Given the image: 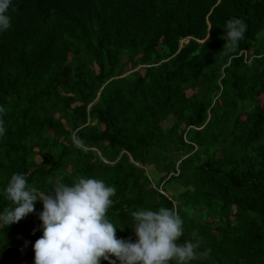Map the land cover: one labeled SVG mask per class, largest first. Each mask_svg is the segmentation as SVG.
Segmentation results:
<instances>
[{
  "label": "trees",
  "instance_id": "obj_1",
  "mask_svg": "<svg viewBox=\"0 0 264 264\" xmlns=\"http://www.w3.org/2000/svg\"><path fill=\"white\" fill-rule=\"evenodd\" d=\"M6 15L0 213L14 173L40 193L97 178L118 239L137 241L132 212L175 208L178 243L203 241L185 264H264V0H11ZM231 18L247 30L225 50ZM42 211L0 221V264H35Z\"/></svg>",
  "mask_w": 264,
  "mask_h": 264
},
{
  "label": "clouds",
  "instance_id": "obj_2",
  "mask_svg": "<svg viewBox=\"0 0 264 264\" xmlns=\"http://www.w3.org/2000/svg\"><path fill=\"white\" fill-rule=\"evenodd\" d=\"M11 0H0V31L10 28V17L6 12ZM247 30L246 23L239 18H231L225 25L226 43L223 48L238 45ZM186 39V38H185ZM184 39V41H185ZM209 39V36H208ZM5 109L0 107V113ZM6 129L0 120V136ZM73 144L80 149L84 141L74 132ZM7 199L14 207L4 208L0 221L4 226L19 222L34 211V202H43V235L34 244L35 264H178L192 260L203 243L196 233L192 238L178 243L183 235V220L175 208H159L158 211L141 209L131 213L136 223L133 227L136 242L118 239L116 228L106 218L111 199L116 194L113 186L101 179L77 177L71 185L57 181L50 192L40 193L36 187L27 184L22 173H14L4 189ZM211 249L201 253L207 257ZM114 256L116 260L110 259Z\"/></svg>",
  "mask_w": 264,
  "mask_h": 264
},
{
  "label": "rangeland",
  "instance_id": "obj_3",
  "mask_svg": "<svg viewBox=\"0 0 264 264\" xmlns=\"http://www.w3.org/2000/svg\"><path fill=\"white\" fill-rule=\"evenodd\" d=\"M138 68H139V66H136V67L132 68V70H130V71H134V70H136V69H138ZM125 74H126V73H125ZM260 102H261V104L264 105V96H263V95L260 96ZM170 123H171V118L168 117V118H166V120H164V121L161 123V125H162L163 128H166V127L169 126ZM35 159H38V157L36 156Z\"/></svg>",
  "mask_w": 264,
  "mask_h": 264
},
{
  "label": "water",
  "instance_id": "obj_4",
  "mask_svg": "<svg viewBox=\"0 0 264 264\" xmlns=\"http://www.w3.org/2000/svg\"><path fill=\"white\" fill-rule=\"evenodd\" d=\"M187 39H185V41H186Z\"/></svg>",
  "mask_w": 264,
  "mask_h": 264
}]
</instances>
